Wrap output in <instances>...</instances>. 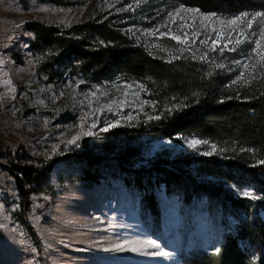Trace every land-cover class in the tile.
Listing matches in <instances>:
<instances>
[{"label": "rangeland", "instance_id": "rangeland-1", "mask_svg": "<svg viewBox=\"0 0 264 264\" xmlns=\"http://www.w3.org/2000/svg\"><path fill=\"white\" fill-rule=\"evenodd\" d=\"M62 1L64 4L0 0V264H186L200 252L216 253L226 233L235 235L236 226L230 223L232 218L218 214L208 200L185 201L169 194V184L155 187L151 181L148 184V179L141 194L134 185L126 186L117 174H111L109 181L91 183L80 178L78 165L64 161L49 174L47 193L32 198V210L24 219L25 225L21 219V197L10 171L11 156L23 155L32 163L66 157L79 150L84 140L96 142L100 153L99 141L106 133L103 128L118 124L109 131L130 129L147 120L156 109L152 94L139 83L116 80L100 85L88 81L77 68L72 71L57 68L49 74L42 69V56L30 49L34 36L26 30V25L38 21L67 29L100 16L110 17L118 26L127 25L131 39L152 56L166 62L195 61L208 72L222 75L228 86L236 89L245 85L233 84L244 71L236 61L256 63L253 74L256 79L264 77L259 58L253 55L247 59L245 55L255 47L249 41L259 38L248 35L258 33L259 22L254 21L252 28L246 29L244 43H229L221 52L227 40L220 41L213 49L216 33L212 29L221 31L223 27L225 36L231 29L218 22L202 24L194 14L181 13L170 18V13L184 6L171 7L165 0ZM154 30L158 31L153 34ZM185 33L186 44L171 39L173 35L183 39ZM195 33L199 35L194 37ZM232 35L235 37L236 33ZM207 37L211 39L201 44ZM233 47L235 50H230ZM205 54L206 59H200ZM245 78H248L247 71ZM112 101L116 103L109 110L106 106ZM94 123L95 127H91ZM84 131H91L93 135H82ZM77 135L80 139L76 144L68 143ZM193 139L203 141L180 136L152 142L142 139L134 147V155L140 157L134 156L135 166L126 169H148L176 159L204 157L219 162L227 159H223V152L216 146L213 154L202 155L212 152L214 144L209 142L201 143L195 150L189 148L187 143ZM121 142L118 140L114 145ZM194 167L184 168L183 172L192 175L198 183L210 182L240 201H263L260 197L248 199L241 195L249 191L257 196L251 187L205 178ZM146 193L153 195L160 210L159 222L151 220L153 213L146 212L140 204ZM228 203L224 200V209ZM226 219L233 231L223 229L222 221ZM145 239L155 240L172 255L164 258L127 250L104 251L126 240Z\"/></svg>", "mask_w": 264, "mask_h": 264}, {"label": "trees", "instance_id": "trees-1", "mask_svg": "<svg viewBox=\"0 0 264 264\" xmlns=\"http://www.w3.org/2000/svg\"><path fill=\"white\" fill-rule=\"evenodd\" d=\"M165 1L171 7L184 6L221 17L264 12V0ZM126 28L127 25L118 26L113 18L105 16L67 29L38 21L26 25L34 36L30 49L42 56L43 70L50 74L57 68H77L88 81L100 85L116 80L142 84L156 102L150 117L160 119L148 118L130 129L102 134L100 153L96 142L84 140L79 150L66 157L32 163L23 155L11 156L10 171L21 197L22 221L26 222L24 219L32 210V198L47 193L49 174L64 161L78 165L80 178L91 183L109 181L111 174H117L126 186L134 185L141 194L145 179L155 187L169 184L170 195L188 202L206 199L218 214L232 218V222L226 219L222 224L230 232L233 229L229 222L234 223L235 235L226 233L218 252H200L186 264H264V77L230 88L226 78L208 72L195 61L166 62L152 56L131 39ZM179 136L212 143L227 159H176L165 161L163 166L126 169L135 166L134 156L140 157L134 155V147L142 139L152 142ZM118 140L122 142L114 145ZM192 165L205 178L251 187L263 201H240L210 182H196L192 175L183 172ZM153 199L146 193L140 204L146 212L153 213L151 220L159 222L160 210ZM224 200L229 202L225 209ZM27 226L33 232L28 223Z\"/></svg>", "mask_w": 264, "mask_h": 264}, {"label": "snow or ice", "instance_id": "snow-or-ice-1", "mask_svg": "<svg viewBox=\"0 0 264 264\" xmlns=\"http://www.w3.org/2000/svg\"><path fill=\"white\" fill-rule=\"evenodd\" d=\"M181 13H186V14H194L195 17L200 19V22L203 24L204 21H209V22H213V23H219L221 26H227L229 27L231 30L228 32L227 36L224 35V31H223V27L221 29V31H217L215 28L212 29L213 32L216 33V38L214 40H212V45H213V49L215 48L216 45L219 44L220 41L222 40H227L226 43H224V47L220 49L221 52L224 51V48H228L229 43H234V45H240L241 43H244V41L247 39L246 36V29H251L252 28V24L254 21H258V33L257 32H251L248 33V35L251 36H257L258 35V39L254 40V41H249V43H254L255 47L252 49L251 53H246V58L247 59H252L253 55L257 56L259 58V66L261 68H264V27H259V25H264V12H255V13H248V12H244L241 13L239 15H232L230 17H221L218 16L215 13L212 14H203L200 12L199 9H193V8H186V7H181L179 9L176 10L175 13H170L169 16L170 18L174 19L177 16H180ZM241 24H244L245 27H240ZM165 25H161V27H164ZM155 31L158 30H154L153 34L155 33ZM232 33H236L235 37H233ZM161 35H166V33H161ZM199 33H195V36H198ZM243 38V39H242ZM171 39L176 40L178 43L181 44H186L187 40H188V35L187 33H185L184 38L182 39L180 36L177 35H173L171 36ZM207 39H211V37H207L206 40L201 41V44H205L207 42ZM184 50H187V48H185ZM232 51L235 50V47H233L232 49H230ZM178 58V57H173V59ZM200 59H206V54L202 55L200 57ZM170 62V61H169ZM236 64L238 67H240L241 69H243L244 71H241L239 76L236 78V80L233 81V84L239 83V82H243V84H248L251 82V80L256 79V75H254L253 73H255L256 68H257V64L256 63H252L251 65L248 63H242L241 61H236ZM217 67L222 68L223 65H217ZM245 71L248 72V78H245ZM8 84H10L11 82L8 81L6 82ZM137 87H139L141 89V91H143V87L141 85H138ZM125 95H127V93H125ZM116 101H112L109 105H107L106 107L109 108V110H111L112 104H115ZM123 103V102H121ZM99 110V109H97ZM169 111H172V109H169ZM149 119H160V116H155V117H149ZM118 124H111L109 125V127H105L102 129V131L107 132L109 131L110 127H117ZM91 127H95V123L93 125H91ZM82 135L85 136H89V135H93V133L91 131H84L82 133ZM80 139V135H77L75 137H73L72 140H70L68 143L70 144H76V142ZM201 143H207V141H200V140H196L193 139L191 141H188L187 146L189 148L192 149H196V147L198 145H200ZM212 152H203L201 153L202 155H211L213 154V152L215 151V145H212ZM262 163H264V161H262ZM242 196H244L245 198L248 199H258L259 197L254 196L251 192L249 191H244L243 193H241ZM13 231H15V229H13ZM146 248H151V249H155L156 251L148 253L145 249ZM130 251V252H136L140 255H153V256H158V257H164V258H168L172 255V253L168 252V251H164L161 247V245L159 243H157L155 240L152 239H145L143 241H124L123 243H117L114 245L113 248L109 249V248H105L104 251ZM217 252L219 251V249L216 250Z\"/></svg>", "mask_w": 264, "mask_h": 264}]
</instances>
